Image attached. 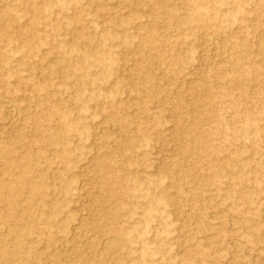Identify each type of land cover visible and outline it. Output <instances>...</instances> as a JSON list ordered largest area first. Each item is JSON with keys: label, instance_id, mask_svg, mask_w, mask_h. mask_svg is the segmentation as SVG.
I'll return each mask as SVG.
<instances>
[{"label": "rangeland", "instance_id": "rangeland-1", "mask_svg": "<svg viewBox=\"0 0 264 264\" xmlns=\"http://www.w3.org/2000/svg\"><path fill=\"white\" fill-rule=\"evenodd\" d=\"M0 95V264H264V0H0Z\"/></svg>", "mask_w": 264, "mask_h": 264}, {"label": "bare ground", "instance_id": "bare-ground-1", "mask_svg": "<svg viewBox=\"0 0 264 264\" xmlns=\"http://www.w3.org/2000/svg\"><path fill=\"white\" fill-rule=\"evenodd\" d=\"M207 38V37H206ZM207 39H209L210 40V38H209V36H208V38ZM212 40V39H211ZM214 42V41H213ZM62 62H63V59L61 60ZM59 62H60V60H59ZM59 64H61V63H59ZM63 64V63H62ZM62 66V65H61ZM58 68H60L59 66H56V68H54V69H58ZM47 72V71H46ZM164 72V71H163ZM168 73V72H167ZM165 74H166V72H165ZM169 75V74H168ZM0 98H1V95H0ZM4 99V98H3ZM7 100V99H6ZM62 146H63V149H64V144L62 143ZM25 160H28L27 158L25 159ZM23 163H21L20 165H19V162H17V163H15V165H16V168H19L20 166H22V168L25 166V165H22ZM19 166V167H18ZM27 185V184H26ZM32 189V188H31ZM32 192V191H31ZM19 222L20 223H22V220H19ZM9 223H11V224H13L11 221L9 222ZM7 224V223H6ZM10 227H11V225L10 224H8ZM19 226H22V225H19ZM18 226H16L15 224H13V228L15 229V228H17ZM4 228L5 227H3V226H0V234L1 233H4V232H6L5 230H4ZM22 230L24 229V231H26V228L23 226L22 228H21ZM7 231H9V230H7ZM10 233V232H9ZM7 234V233H6Z\"/></svg>", "mask_w": 264, "mask_h": 264}]
</instances>
